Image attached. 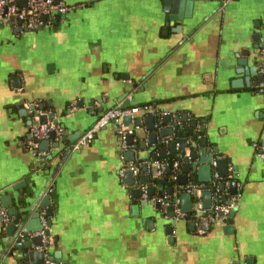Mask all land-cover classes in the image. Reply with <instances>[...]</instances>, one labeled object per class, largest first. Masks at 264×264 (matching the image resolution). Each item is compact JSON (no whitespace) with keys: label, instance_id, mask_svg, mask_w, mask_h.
Listing matches in <instances>:
<instances>
[{"label":"crops","instance_id":"1","mask_svg":"<svg viewBox=\"0 0 264 264\" xmlns=\"http://www.w3.org/2000/svg\"><path fill=\"white\" fill-rule=\"evenodd\" d=\"M191 1L192 15L182 21L165 20L164 0H60L75 9L45 18L39 29L8 20L0 26V194L30 214L47 198L39 211H52L45 216L50 257L58 253L66 264H264V166L254 149L264 144V84L256 79L264 0ZM248 69L256 70L249 86L232 88ZM31 104L54 113L62 136L83 135L115 105L147 109L136 115L140 127L130 124L133 144L125 151L111 122L83 148L54 147L60 141L54 138L47 152L32 156L27 122L36 118L21 114ZM155 113L196 121L209 148L216 147L215 158L226 159L228 175L218 183L226 189L217 187L211 201H238L231 233L227 220L203 229L205 218L179 215L178 201L173 217L165 203L160 210L142 205L162 201L159 192L142 199L134 191L144 186L124 183L125 152L145 163L168 140L149 143L144 119ZM156 180L151 185L162 186ZM231 181L236 196L229 194ZM4 237L0 231V264H28L23 248L12 249Z\"/></svg>","mask_w":264,"mask_h":264},{"label":"water","instance_id":"2","mask_svg":"<svg viewBox=\"0 0 264 264\" xmlns=\"http://www.w3.org/2000/svg\"><path fill=\"white\" fill-rule=\"evenodd\" d=\"M60 2V0H55V3ZM18 6L24 7L25 2H18ZM193 2L191 0H164L163 11L165 13L166 21H182L183 19H188L192 15ZM63 16V15H62ZM46 21L45 18H42ZM8 21L14 22V17H9ZM5 20L0 19V26L4 25ZM56 23V20L55 22ZM20 26L21 23L17 22ZM25 31L27 29L24 28ZM256 49L262 48L260 46H255ZM245 60H239V65H244ZM241 73L239 69L236 71ZM256 73V70H245V78L243 82L241 80H234L231 82L232 88H240L249 86L250 75ZM257 82L264 84V75L258 74ZM13 83L18 87L19 79L13 77ZM27 113L32 114L36 120H31L27 122L28 126H40L47 123H52L57 125L58 122L54 118V113L44 112L42 104L40 105H29L27 108L21 110V114L26 116ZM130 118H123V125L125 127L130 126ZM146 124V129L152 134L149 137V143L156 145L158 139H168L166 143H159L157 145L164 144V147L154 154H149L146 158L145 163H141L135 158V155L131 151L124 153V162L133 163L134 168L138 169V172H133L130 169H124L122 172V177L124 183L127 186H133L135 184L145 187V192L148 198L152 199L156 192H159V199L162 201L152 202L151 200L142 201V205L154 206L156 210L162 208V203L169 204L166 207V216L173 217L174 203L178 201L181 213H194V218H205L206 210L210 209L212 205L211 197L212 191L209 189L201 190L198 185H210L212 182V172L216 171L220 179L227 177V161L224 158H215L216 147L209 148L208 138L205 135L204 128H196V121L187 122V116L182 115L180 118L178 116L171 115H148L144 119ZM141 121L135 119L134 126L140 127ZM159 129V130H156ZM80 136L79 132H75L71 136L63 135L60 137V141L54 143V147H57L59 142L70 143L73 142ZM54 134L49 135V139L40 141L38 143V150L42 152H47L49 148V140L54 139ZM133 134H129L126 137L127 145H132ZM72 150V147H69ZM171 157L172 160H177L180 166V174L174 181H169L166 177L160 179L162 186L155 187L151 185V180H156L159 178L158 170L155 166L159 163L160 159H167ZM147 161V162H146ZM215 161V168L212 167V163ZM171 162L165 164V174L170 175L171 173ZM140 172H149V175L139 176ZM138 173V174H137ZM167 185L166 188L163 186ZM229 187V194L231 196L237 195V185L235 181H231ZM14 189H18V186H14ZM225 185L220 184L218 186L219 191H224ZM197 190H200L201 208L197 209L194 206V199ZM1 191V190H0ZM1 193V192H0ZM137 197L142 195V188L134 191ZM225 204L233 205V209L228 214L227 218H222L221 220H227V226L225 230L227 233L232 232V222L233 217L238 207V201H226L223 198ZM22 202V201H21ZM23 203V202H22ZM47 198H43L39 203V210L47 207ZM28 207V206H27ZM136 208V207H135ZM37 210L33 214L30 211L18 210L13 204L12 197L6 194H0V231L5 232V237L3 242L11 245V248H23V253L27 256L29 262L28 264H43L42 252L37 248L41 245V237L34 236L33 234L42 230L41 223L39 222L40 211ZM4 213V215H1ZM25 214V216H23ZM52 211L47 209L45 211V216L51 217ZM163 217V214L161 213ZM7 217V219H5ZM150 223V221H148ZM175 221H172V226L175 225ZM47 228L44 230V234H50V220H47ZM209 222L206 219L200 221V226L203 229L208 227ZM172 226H167L165 228V234L172 239ZM194 227V223L190 224ZM8 240H10L8 242ZM33 247V249H30ZM13 252L9 253L12 256ZM53 264H66L62 262L59 258L58 253H55L49 258ZM22 264V263H19Z\"/></svg>","mask_w":264,"mask_h":264},{"label":"built area","instance_id":"3","mask_svg":"<svg viewBox=\"0 0 264 264\" xmlns=\"http://www.w3.org/2000/svg\"><path fill=\"white\" fill-rule=\"evenodd\" d=\"M25 2L24 7L18 6V2ZM75 7H70L65 5L62 2L55 3V0H0V19L8 20L9 17H14L16 22L21 23V27L27 30H36L44 26L45 21L42 18L53 19L58 15H66L70 11L74 10ZM260 74L264 75V49L262 51V59L260 62ZM261 93H264V89L260 90ZM147 107H129L124 108L120 105H115L114 107L105 110L95 121V123L76 141L71 145L72 150H78L80 148L85 147L87 144L91 142L95 134L105 127L107 124L113 122L119 128V138L121 142V146L123 151L127 150L128 145L126 144V137L129 134H132V130L129 127H125L123 125V118L129 117L130 124H134L136 115L142 111L146 110ZM54 134L55 139H58L63 134V129L52 123H47L40 126H30L29 127V135L31 138L30 146H31V154L32 156H42L44 153L38 150V143L40 141L49 139L50 134ZM254 149L256 151V156L260 159L264 166V144H255ZM132 151L134 149L132 148ZM122 167L123 169H130L134 173L136 169L132 165V163L124 164L123 156H121ZM158 175L163 176L165 173V166L160 163L155 164ZM212 167L215 168V161L212 163ZM179 162L174 160L171 164V173L169 175V180L174 181L179 174ZM220 178L218 177L216 171L214 170L212 173V183L210 185H198L199 189L205 190L209 189L208 186L213 188L212 192H217L218 183ZM228 184V182H226ZM200 190H197L195 199L193 201L194 206L197 209L201 208V199H200ZM142 199H146V193L142 192ZM218 198V197H217ZM177 205V202L174 203V207ZM168 206V204H164ZM232 204H223L220 201H215L210 209L206 210L205 219L208 222L216 223L220 221L222 218H227L230 211L233 209ZM178 214L181 215V212L177 210ZM4 215V213H1ZM7 219V217H5ZM42 230L36 232L35 235L41 237V245L37 248L42 252L43 255V264H53L50 261V256L48 254L47 248L50 242L49 236L44 234V230L47 228L46 217L44 214H41L39 217ZM202 230H199V234H202Z\"/></svg>","mask_w":264,"mask_h":264},{"label":"trees","instance_id":"4","mask_svg":"<svg viewBox=\"0 0 264 264\" xmlns=\"http://www.w3.org/2000/svg\"><path fill=\"white\" fill-rule=\"evenodd\" d=\"M131 107H133V106H131ZM125 108V107H124ZM156 114V113H155ZM158 114V113H157ZM100 116V115H99ZM164 147V144H161V145H157V146H155V148L152 150V152L153 153H156V152H158L161 148H163ZM137 160H139L140 161V159H137ZM167 162H173V160L171 159V158H167V159H160L159 160V163L160 164H163L164 166H165V164L167 163ZM162 177H166L168 180H169V175H166L165 173H164V175L162 176ZM160 181V179L158 180H156V183H158ZM169 181H171V180H169ZM208 188L209 189H211V190H213V188H211L210 186H208ZM49 244H50V242H49ZM49 246V245H48Z\"/></svg>","mask_w":264,"mask_h":264}]
</instances>
